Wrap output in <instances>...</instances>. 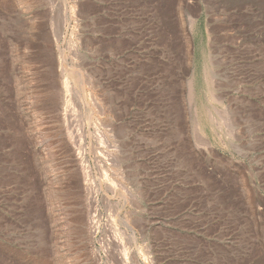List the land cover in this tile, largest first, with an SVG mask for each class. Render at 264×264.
I'll use <instances>...</instances> for the list:
<instances>
[{"label":"rangeland","instance_id":"obj_1","mask_svg":"<svg viewBox=\"0 0 264 264\" xmlns=\"http://www.w3.org/2000/svg\"><path fill=\"white\" fill-rule=\"evenodd\" d=\"M0 264H264V0H0Z\"/></svg>","mask_w":264,"mask_h":264},{"label":"bare ground","instance_id":"obj_2","mask_svg":"<svg viewBox=\"0 0 264 264\" xmlns=\"http://www.w3.org/2000/svg\"><path fill=\"white\" fill-rule=\"evenodd\" d=\"M67 83V81L65 82ZM95 223H96V220H95V217L91 218V220L89 219L87 221V225H88V228H89V232L91 233V231L93 232H96V227H95ZM92 228H94V230H92ZM92 234V233H91Z\"/></svg>","mask_w":264,"mask_h":264}]
</instances>
